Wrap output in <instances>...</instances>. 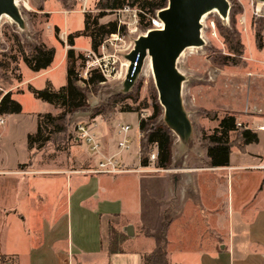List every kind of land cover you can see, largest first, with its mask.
<instances>
[{
	"label": "rangeland",
	"instance_id": "obj_1",
	"mask_svg": "<svg viewBox=\"0 0 264 264\" xmlns=\"http://www.w3.org/2000/svg\"><path fill=\"white\" fill-rule=\"evenodd\" d=\"M29 1L32 10H27L22 5H19L29 34L22 31L8 17L3 16L0 21V58L3 57V54L10 57V59L12 55L17 58L16 60L12 59L13 61L6 60L9 66L0 68V93L12 92L13 98L22 106L21 113L3 116L5 123L0 124V168L13 171L19 163L28 162L30 154H32V159L37 156L39 163L40 161H48L49 166L55 168L57 166H66L70 170L78 169V165H74L71 161L73 155H81L84 158L91 156L97 163L100 159L96 157L97 153L91 152L87 145L77 138L78 133L76 130L78 123L92 121L97 122L95 131L101 142L100 153L106 156L119 153L118 143L121 137L117 131L120 125L130 124V149L120 152L117 158L123 161L126 168L130 170L142 167L139 117H149L152 114V108L149 106L152 100L157 98L159 101L150 61L148 59L145 61L139 79L129 93L132 97L138 98V101L134 103L132 98L122 101L124 104L131 105L134 108L137 105L142 107L143 103L149 107L141 108L137 112H120L123 103L117 104L114 102V99H116L114 97L118 95H115L112 89L125 79L127 71L125 64L127 60H125L123 55L133 49L134 41L139 35L147 33L151 26L148 28L145 24L146 22L143 24H140V22L136 23L132 13L115 12L104 16L100 22L106 23L112 20H121L120 35L113 39L109 37L105 42L104 48H99L98 53L88 52L91 48V38L89 36L76 38V51L83 53L88 59L85 62V66L79 69L80 76L81 74L83 75L85 70L96 68L93 65V61L96 58H101L105 61L112 73L97 89L92 88L87 91V107L68 116L65 134L57 136L52 143L48 144L45 150L35 152L28 147V135L36 131L39 115L45 113L58 115L61 109L37 99L30 89H43L48 82H51L56 89L67 84L68 65L65 48L67 34L65 31L69 33L82 31L85 27V14L80 11L82 4L77 0ZM98 1L89 0V8L94 13L97 11L96 3ZM230 1L231 10L227 23H223L217 12L207 14L202 21V35L206 45L201 48L187 49L179 59V69L188 77V81L183 86V98L193 122L194 139L190 145L189 152L184 156L182 162L175 165L177 151L174 144L177 141V137L173 133L174 160L168 170L174 171L176 168L186 165L190 157L194 160V164H204L201 159H205L206 149L201 137L203 133H211L218 125L219 120L212 119L215 114L219 118L227 113L235 114L239 125L255 130L260 137L258 143L247 145L244 149L239 148L234 143L231 155L233 163L237 162L240 157L247 158L244 155L245 151L260 155L264 153V131H259V126L264 123V50L259 51L256 47L253 25L256 20L264 19V5L262 4L261 6V15L255 16L252 15V8L249 4L245 3V6H242L237 0ZM234 8H237L235 28L240 34L245 47L244 55L241 57V62L238 66L224 65L220 60V57L228 54V50L219 29V22L224 26L231 25V11ZM241 15H246L248 18L246 30L240 24ZM56 27L59 28L57 32ZM16 38L24 45L26 51L31 46L39 43L54 47L56 54L52 67L40 73L33 72L23 62L22 58L17 55L16 44H14ZM109 105L114 107L112 108L113 110L108 108ZM91 111H94L93 114L90 113ZM97 113L100 114L97 116ZM102 130L104 133H102ZM151 168H156V165H152ZM158 171L163 170L159 169ZM158 171L142 172L146 174L132 173L121 175L120 183L123 188L119 191V195L126 196V188H131V186L134 187L135 191L138 188L141 192L144 191L157 178V175L151 173ZM37 177L39 187H44L42 176L39 175ZM14 178L16 180L7 181L6 185L9 186L11 184L14 187V185L19 183L17 185L19 188L20 178L17 176ZM125 179H128V183H124L123 180ZM130 179L133 180V183H130L132 182ZM48 187L50 203L53 195L56 194L61 186L51 182V178H49ZM1 188L0 208L3 205L11 208V200H6L8 191L4 192L5 187ZM63 188L65 191V185ZM61 196L62 194L59 195V197ZM11 198L12 195L10 196ZM149 201L152 202L151 198H148ZM141 207H143V204ZM141 210L142 208L138 209L135 202L132 205L128 203L124 207L125 214L128 211L132 214L131 220H134V222L147 220L149 225L156 229V204L154 203V206H151L149 211H143L142 213ZM128 218L126 217L125 219L123 217L121 223H116L117 227L123 229L124 227H121V224L127 222ZM24 225L26 229L23 228V230L28 231L29 220ZM137 230L136 238L128 239L123 243L126 252L143 251L141 253H144L150 251L154 246V239L145 241L140 233L146 234V229L141 230L138 227ZM147 230L152 234L151 229ZM124 231L126 232V230ZM100 262L101 264H109L107 258L102 259Z\"/></svg>",
	"mask_w": 264,
	"mask_h": 264
},
{
	"label": "crops",
	"instance_id": "obj_2",
	"mask_svg": "<svg viewBox=\"0 0 264 264\" xmlns=\"http://www.w3.org/2000/svg\"><path fill=\"white\" fill-rule=\"evenodd\" d=\"M262 127L264 123L259 131ZM31 155L13 171L0 168V185L12 204L0 208V264H101L105 258L109 264H142L143 251L107 253V221L121 223L123 217L129 218L120 230H127L130 239L137 237L138 227L154 233L166 229L171 264H264V170L259 168L264 153L245 151L247 158L233 163L230 156L229 166L213 168L207 166L205 152L203 165L190 157L174 171L151 173L157 178L142 192L126 188V196L119 195L120 176L146 173H92L98 162L81 155L71 158L78 169L55 168ZM39 175L44 187L38 185ZM15 176L20 187L7 186ZM49 178L61 186L50 203ZM134 202L142 213L156 204V229L147 220L134 222L129 211L125 214V205ZM140 234L145 241L153 239Z\"/></svg>",
	"mask_w": 264,
	"mask_h": 264
},
{
	"label": "trees",
	"instance_id": "obj_3",
	"mask_svg": "<svg viewBox=\"0 0 264 264\" xmlns=\"http://www.w3.org/2000/svg\"><path fill=\"white\" fill-rule=\"evenodd\" d=\"M167 4L168 0H99L96 3L97 11L95 13H84V29L69 33L65 43L68 46L66 52L68 65L67 84L56 89L51 82H48L43 89H30L37 99L61 109L58 115H53L52 113L39 115L36 131L28 135V147L30 150H45L48 144L52 143L57 136L65 134L68 116L87 107V91L92 88L97 89L102 82L106 81L104 75L95 69L90 71L88 79H83L80 76L79 69L85 66V62L88 59L83 53L76 51V38L89 36L91 38L92 51L98 53L104 41L112 34H119L122 28V26H119L117 20L101 23L100 20L104 16L115 13V11L129 5L137 9L140 24L146 22V26H150L152 18H155L157 12L165 8ZM236 13L237 8H234L231 11V25L224 26L219 22V29L228 50L227 55L220 57L224 65L238 66L245 52L244 43L235 28ZM253 25L256 47L259 51H263L264 19L256 20ZM58 30L59 28L56 27V32ZM14 44H16L17 55L22 58L23 62L33 72L40 73L51 68L56 54L54 47L48 46L45 43H39L31 46L26 51L18 38L15 39ZM12 59L16 60L17 58L12 55L10 59V57L3 54V57L0 58V68L9 66L7 61H13ZM114 98H116L114 102L117 104L123 103L122 101L128 98H132L134 103L138 101V98L132 97L131 94L125 96L118 95ZM144 104L142 107L137 105L134 108L131 105L123 103L120 112H137L139 109L149 106L152 108V114L149 117H139L141 165L144 167L148 166L149 156L156 150V168L160 170L169 169L174 160V134L161 121L163 109L157 98H154L149 106ZM108 108L113 110L112 108L114 107H110L109 105ZM21 112L22 106L13 98L12 92L0 93V116ZM93 112L91 111L90 113L93 114ZM98 114L100 113L96 115L98 116ZM212 119L219 120L218 125L211 133H203L201 137L208 157V161L206 162L208 167L229 166L234 143L243 149L245 146L256 143L259 140L255 130L238 124L235 114L227 113L221 118L215 114ZM146 232V236L154 239V246L150 251L141 253L142 264H171L168 260L166 229L163 228L159 232H152V234L146 229ZM128 239H130L129 233L120 230L113 220L107 221L105 244L109 256L126 252L123 243ZM1 258L5 261V257Z\"/></svg>",
	"mask_w": 264,
	"mask_h": 264
},
{
	"label": "water",
	"instance_id": "obj_4",
	"mask_svg": "<svg viewBox=\"0 0 264 264\" xmlns=\"http://www.w3.org/2000/svg\"><path fill=\"white\" fill-rule=\"evenodd\" d=\"M256 1L264 5V0ZM230 10V0H168L167 6L157 12L163 28L150 29L139 35L133 49L123 55L129 62L127 74L112 92L115 95L129 94L139 79L145 61L150 59L159 103L163 109L161 121L177 137L174 144L177 151L175 165L182 162L194 139L193 122L183 98V86L188 77L179 69V59L187 49L206 45L202 21L207 14L217 12L226 24ZM3 16L10 18L29 34L16 0H0V21Z\"/></svg>",
	"mask_w": 264,
	"mask_h": 264
},
{
	"label": "built area",
	"instance_id": "obj_5",
	"mask_svg": "<svg viewBox=\"0 0 264 264\" xmlns=\"http://www.w3.org/2000/svg\"><path fill=\"white\" fill-rule=\"evenodd\" d=\"M80 2L81 5V12L82 13H89L92 12V10L89 8V0H77ZM242 6H245V3L249 4L250 7L252 8V15L255 16H260L261 15V6L262 4L258 3L256 0H237ZM16 3L18 5H22L25 9L27 10H32V7L30 6V1L29 0H16ZM67 12V11H65ZM116 13H132L134 20L136 23H139V16H138V11L137 9L132 8L129 5H126L122 9H119L115 11ZM119 23V26H121V20H117ZM240 24L245 27V30L247 29L248 25V18L246 15H241L240 18ZM151 26V27H150ZM148 26L151 29L155 28H163V22L157 17L152 18L151 20V25ZM150 30V29H149ZM120 35V33L112 34L109 37L112 39L115 38L116 36ZM108 37V38H109ZM107 38V39H108ZM107 39L104 41V43L100 46V48H104L105 42ZM66 41H67V36H66ZM66 43V42H65ZM68 48V46L66 45ZM94 53V52H93ZM93 65L96 67L95 70L101 72L105 79L107 80V77L111 75L112 71L110 68H108V64L105 63L101 58H96V60L93 61ZM126 69L128 70L129 67V62L128 64H125ZM94 70V69H93ZM91 70H85L83 72V75L81 74V77L83 79H88L89 73ZM127 74V71H126ZM125 74V77H126ZM105 82V81H104ZM5 119L3 116H0V124H4ZM97 127V122L92 121V122H80L76 125V130L78 133V138L82 140L88 147V149L91 152L101 154L100 149H101V142L99 140V136L96 133L95 129ZM264 129V127H262ZM131 131V125L130 124H123L120 125L117 133L121 137V140L118 143V149L119 153L123 151H128L130 149V143L131 139L129 137V132ZM113 154L110 156H106L104 154L101 155L97 167L89 170V172L96 173V174H119V173H127V172H145V171H158L159 169L154 168L152 169L151 166L154 165L157 161V151L154 150L150 156H149V165L148 166H142L140 168H136L135 170H130L126 168L124 165L123 161H121L119 158H117V155L119 154ZM259 168L264 170V163L259 166Z\"/></svg>",
	"mask_w": 264,
	"mask_h": 264
},
{
	"label": "bare ground",
	"instance_id": "obj_6",
	"mask_svg": "<svg viewBox=\"0 0 264 264\" xmlns=\"http://www.w3.org/2000/svg\"><path fill=\"white\" fill-rule=\"evenodd\" d=\"M4 17H6V16H4ZM148 60L150 61V59L148 58ZM126 64H128V61L126 62Z\"/></svg>",
	"mask_w": 264,
	"mask_h": 264
}]
</instances>
